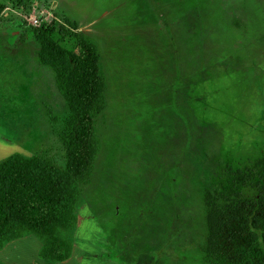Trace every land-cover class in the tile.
<instances>
[{
  "label": "rangeland",
  "instance_id": "obj_1",
  "mask_svg": "<svg viewBox=\"0 0 264 264\" xmlns=\"http://www.w3.org/2000/svg\"><path fill=\"white\" fill-rule=\"evenodd\" d=\"M4 4L0 162L65 165L68 109L38 59L33 21L75 24L102 56L100 151L60 264H207L206 193L229 197L236 171L253 175L244 196L264 186V0ZM40 249L27 235L0 248V262L43 264Z\"/></svg>",
  "mask_w": 264,
  "mask_h": 264
},
{
  "label": "trees",
  "instance_id": "obj_2",
  "mask_svg": "<svg viewBox=\"0 0 264 264\" xmlns=\"http://www.w3.org/2000/svg\"><path fill=\"white\" fill-rule=\"evenodd\" d=\"M5 9L0 0V18ZM67 23L43 22L31 28L38 59L52 69L68 109L58 134L65 165L45 156L18 154L0 162V248L32 234L41 242L43 264H60L71 257L72 241L62 232L72 231L78 222L81 191L100 151L96 123L106 108L99 48L75 24ZM49 118L56 122L51 113ZM232 176L229 197L218 199L210 193L204 197L209 230L205 262L264 264V186L246 197L239 190L252 185L253 175L236 171Z\"/></svg>",
  "mask_w": 264,
  "mask_h": 264
},
{
  "label": "built area",
  "instance_id": "obj_3",
  "mask_svg": "<svg viewBox=\"0 0 264 264\" xmlns=\"http://www.w3.org/2000/svg\"><path fill=\"white\" fill-rule=\"evenodd\" d=\"M41 24H38V21L37 20H34L33 23H32V26L35 27V28H38Z\"/></svg>",
  "mask_w": 264,
  "mask_h": 264
},
{
  "label": "flooded vegetation",
  "instance_id": "obj_4",
  "mask_svg": "<svg viewBox=\"0 0 264 264\" xmlns=\"http://www.w3.org/2000/svg\"><path fill=\"white\" fill-rule=\"evenodd\" d=\"M72 255V254H71Z\"/></svg>",
  "mask_w": 264,
  "mask_h": 264
}]
</instances>
